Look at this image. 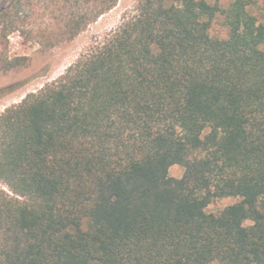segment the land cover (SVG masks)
<instances>
[{
    "label": "trees",
    "instance_id": "16d2710c",
    "mask_svg": "<svg viewBox=\"0 0 264 264\" xmlns=\"http://www.w3.org/2000/svg\"><path fill=\"white\" fill-rule=\"evenodd\" d=\"M118 1L3 0L0 39L50 49ZM0 183V264H264V24L247 0H138L0 114Z\"/></svg>",
    "mask_w": 264,
    "mask_h": 264
},
{
    "label": "rangeland",
    "instance_id": "374dc122",
    "mask_svg": "<svg viewBox=\"0 0 264 264\" xmlns=\"http://www.w3.org/2000/svg\"><path fill=\"white\" fill-rule=\"evenodd\" d=\"M176 0H166L172 4ZM228 8L234 0H207ZM248 9L264 24V0H247ZM3 0H0V5ZM138 0H119L116 7L101 16L96 22L81 32L73 41L47 49L40 44L27 40L20 33H11L7 38L0 39V52L6 53L9 59L25 57L26 64L9 70L0 67V88L12 86L0 97V114L9 106L21 102L29 93L37 92L65 72L83 53L96 43L104 40L116 31L125 17L134 14ZM211 34L227 37L228 28L225 17L218 15L211 27ZM184 173L181 165H173L169 169L170 176L180 178ZM4 187L0 183V188ZM8 189L7 187H4ZM239 198H222L211 203L207 211L219 213L227 205L235 203ZM212 264H221L214 262Z\"/></svg>",
    "mask_w": 264,
    "mask_h": 264
}]
</instances>
